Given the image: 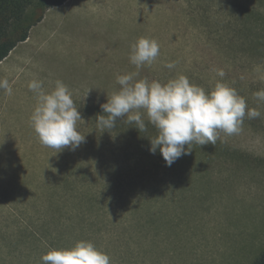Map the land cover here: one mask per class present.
<instances>
[{
	"label": "rangeland",
	"instance_id": "1",
	"mask_svg": "<svg viewBox=\"0 0 264 264\" xmlns=\"http://www.w3.org/2000/svg\"><path fill=\"white\" fill-rule=\"evenodd\" d=\"M141 37L160 54L137 69L129 57ZM134 72L161 84L184 75L207 92L226 83L260 116L221 131L215 145L193 143L169 167L130 137L127 116L120 127L97 125L120 90L117 76ZM3 78L12 94L0 89V264H42L50 249L80 240L111 264H253L264 251V101L254 95L264 90V0H67L0 63ZM33 79L46 92L57 80L72 92L85 137L74 151L41 144L30 120ZM142 201L150 208L139 209ZM127 218L142 237L116 229ZM106 219L114 230L89 227Z\"/></svg>",
	"mask_w": 264,
	"mask_h": 264
},
{
	"label": "clouds",
	"instance_id": "2",
	"mask_svg": "<svg viewBox=\"0 0 264 264\" xmlns=\"http://www.w3.org/2000/svg\"><path fill=\"white\" fill-rule=\"evenodd\" d=\"M159 54L160 46L155 39L141 37L132 45L129 59L140 69L151 66ZM166 67L172 69L175 64L168 63ZM216 73L221 78L225 76L223 69H217ZM138 75L139 72H134L117 76L120 90L101 105L107 116L98 115L97 125L111 129L118 119L127 116L128 123H134L139 132H144L147 125L141 110H146L148 122L158 132L150 139L149 150L153 154L159 150L169 167L181 156L190 154L193 143L215 145L221 131L232 135L240 130L246 115L260 116L257 109L247 108L246 100L226 83L218 81L214 90L207 92L191 84L184 75L166 84L135 80ZM28 87L36 94L37 104L30 120L41 144L58 152L65 147L73 151L78 148L85 139L77 127L82 118L67 85L57 80L55 88L46 92L43 81L33 79ZM0 89L12 94L7 78L0 79ZM254 95L264 101V90ZM41 261L42 264H111L110 256L87 240L77 241L70 248L50 249L41 256Z\"/></svg>",
	"mask_w": 264,
	"mask_h": 264
},
{
	"label": "trees",
	"instance_id": "3",
	"mask_svg": "<svg viewBox=\"0 0 264 264\" xmlns=\"http://www.w3.org/2000/svg\"><path fill=\"white\" fill-rule=\"evenodd\" d=\"M66 2L67 0H0V63L10 55L18 44L25 42L29 38L30 30L42 20L47 9L62 6ZM115 125L119 127L123 126L118 120ZM146 125L147 131L144 132H139V130L136 129V125H134V127L130 129V137L138 143H150V139L156 137L158 132L156 133L155 130L151 129V125ZM77 204V207L81 208L80 211L85 209L83 210L84 215L87 212H91L89 206H86V208L84 206V208H82V201H77ZM141 208L143 210L150 208L149 202L142 201L139 206V209ZM121 211L124 215L125 210L122 208ZM127 219L128 222L125 224L119 222V224L115 226L116 229L126 234L136 233L142 237V226L140 224H135V222L129 218ZM85 221L86 219L84 217L81 221V225ZM99 221L101 220L99 219ZM115 222L116 220L110 221L108 219L101 222V224L98 222H90L91 225L89 227H94L99 232H110V229H115ZM82 227L85 228L84 225ZM253 264H264V251Z\"/></svg>",
	"mask_w": 264,
	"mask_h": 264
}]
</instances>
